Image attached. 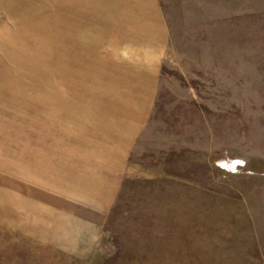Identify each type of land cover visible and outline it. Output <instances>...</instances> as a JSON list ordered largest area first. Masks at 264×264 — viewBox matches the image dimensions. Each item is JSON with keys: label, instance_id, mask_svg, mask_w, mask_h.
I'll return each mask as SVG.
<instances>
[{"label": "rangeland", "instance_id": "1", "mask_svg": "<svg viewBox=\"0 0 264 264\" xmlns=\"http://www.w3.org/2000/svg\"><path fill=\"white\" fill-rule=\"evenodd\" d=\"M161 5L157 99L95 229L56 212L24 153L55 163L114 128L121 56L102 30L91 54L70 40L63 55L59 0H0V264H264V0Z\"/></svg>", "mask_w": 264, "mask_h": 264}, {"label": "crops", "instance_id": "2", "mask_svg": "<svg viewBox=\"0 0 264 264\" xmlns=\"http://www.w3.org/2000/svg\"><path fill=\"white\" fill-rule=\"evenodd\" d=\"M59 1L62 8L66 7L61 13H71L72 20L66 16L68 27L64 34L62 16L59 51L61 48L64 55V44L68 50L71 40L72 54L79 43L82 54L89 55L91 46L98 42L96 36L102 30V41L98 44L110 57L112 54L121 56L118 69L111 73H127L125 80L112 82L117 88L113 91V102L127 112L124 117L120 116L118 124L111 130H96V143L92 140L84 146L79 140L75 146L72 144L70 156L65 157V152H61L59 142V147L52 151L56 152L55 163L50 161L52 156L37 152L30 154L29 151L24 153L23 163H29V157L38 160V163L28 165H33L34 171L39 173L41 180L37 182L41 189L47 190L51 184L50 193L57 191L56 199L60 201L56 202L55 209L58 214L96 229L106 221L120 196L129 172V159L154 108L170 31L161 0ZM70 190L71 197H68Z\"/></svg>", "mask_w": 264, "mask_h": 264}]
</instances>
